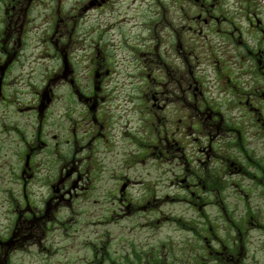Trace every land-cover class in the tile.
<instances>
[{"label": "rangeland", "instance_id": "1", "mask_svg": "<svg viewBox=\"0 0 264 264\" xmlns=\"http://www.w3.org/2000/svg\"><path fill=\"white\" fill-rule=\"evenodd\" d=\"M7 1L0 0V28L6 24L3 13L9 9ZM41 1L36 0V4ZM213 1L217 6L219 2L216 13L226 14L243 36L244 45L233 47L245 55L242 62L237 59L239 64L247 60L248 52L264 50V38L255 37L257 28L247 22L256 14L264 28V0ZM79 2L62 0L59 20L53 18V12L33 4L27 35L11 51L12 58H6L7 62L14 60L6 90L12 96L0 103V123L4 121L7 127L17 126L24 132L1 134L4 141H9L2 143L4 148L0 151V237L9 233L12 217L22 215L25 194L44 209L35 221L48 227L35 238L18 239L8 247L0 245V264H264L261 199L255 195L244 199L250 202V216L244 215L241 202L231 207L237 197L231 193L228 181L218 185L227 187L221 196L213 190L211 203L206 207H200L201 202L183 193L175 179L192 165L190 140L185 135L196 131L184 126L187 132L173 134L176 123L171 127L168 121L158 122V110L143 97L145 90L150 92L148 87L164 81L163 70L168 79L179 82L186 77V63L211 65V49L203 37L196 38L193 43L199 47L192 46V50L182 43L188 62L176 46L177 36L185 41L179 30L195 12L194 0H109L101 9L72 18V14L78 15L74 5ZM55 25L63 36L45 33ZM170 25L173 29L176 25L178 33L175 29V33L171 32ZM5 40L2 36V44ZM224 56L225 64L230 65L229 56ZM65 62L69 78L74 81L72 91L94 92L100 97L101 110L96 114L95 125L92 117L80 116L82 105L70 97L72 91L63 84L64 79L56 78L65 70ZM154 76L156 81L151 78ZM46 90L60 97L52 106L56 110L43 123L48 143L58 139L80 142L85 133H97L86 148L80 144L78 151L74 150L81 153L74 163L83 159L81 172L91 174L90 187L85 188L83 181V186L66 198L69 201L55 206L45 203L47 194H51L46 181L57 176L70 153L55 155L50 149L39 147L31 168L25 167L27 173H22L24 142L30 140L34 125H38L30 110L32 96ZM11 104L24 110L17 112L9 107ZM188 119L191 122L192 117ZM159 125L160 132L164 135V128L168 130L166 137L174 136V145L179 147L167 158L155 157L153 142ZM261 146L260 142L245 145L250 164L264 159ZM13 162L16 180L10 175ZM71 166L67 163L63 172ZM254 171L251 168L250 172ZM248 182L252 183V179ZM241 185L246 186L247 182ZM222 199L229 210L225 214L212 205L216 202L222 207ZM16 204L19 207L15 208ZM18 220L22 223V216ZM232 223L235 227L230 229ZM219 248L238 256L233 260L221 258L216 253Z\"/></svg>", "mask_w": 264, "mask_h": 264}, {"label": "flooded vegetation", "instance_id": "2", "mask_svg": "<svg viewBox=\"0 0 264 264\" xmlns=\"http://www.w3.org/2000/svg\"><path fill=\"white\" fill-rule=\"evenodd\" d=\"M61 1L42 0L39 4H36V0L7 1L6 6L9 9L5 8L3 13V21L6 24L3 28H0V103H5L6 97L12 96L6 90L9 84L8 74L14 60L7 62L6 58L9 60L12 58L11 51L20 45L21 37L27 35L29 22L33 20L32 13L29 14L30 10L34 9V6H39L48 13L53 12V18L59 20L61 19L59 10L63 8ZM197 1L194 0L195 12L191 17H187V23L181 24L179 30L183 33L181 38L185 41H180L179 36H177L176 46L185 62H188L187 53L183 51L184 45L182 43L185 44V48L191 46L192 50V46L199 47L198 43L193 42L203 37L208 43V48L211 49V65L198 66L197 63H186L188 68L186 77L179 82L168 79L165 74L167 72L163 70L162 79L164 81H158L153 88L148 87L150 92L145 90L143 97L144 100L152 103L154 110H158L155 115L158 122L168 121L171 127L176 123V131L173 134L178 131L187 132L184 126L196 131V133L190 134L191 137H195L193 139L189 135H185V139L190 140L189 161L192 165L189 164L187 168H184L182 173L175 179V182L182 188L183 193L188 197L196 198L197 202H201L200 207H206L211 203L210 196L213 194V190H216L221 196L225 193L227 187L221 188L218 185L228 181L231 193L233 192V196L237 197V201L230 204L231 207H235L241 202L243 203L244 215L249 213L252 216L249 208L250 202L249 200L244 201V199L255 195L261 199V203L264 205V159H257L250 164L248 161L250 152L246 150L245 145L248 142H260L262 144L261 148H264V50L257 49L254 53L248 52L247 60L239 64L237 59L241 61L242 58H245V55L240 52L241 49L236 51L233 47L239 48L238 45H244L240 30L234 24H230V19L226 14L221 13L222 15H219L216 13L219 6L218 1V6L213 0ZM47 2L48 5L45 6ZM108 2L109 0H84L83 2L80 0L78 5H74L75 14L78 13V15L72 14V18L81 14L86 16L93 10L101 9ZM33 4L35 5L33 6ZM247 22L250 27L257 28L258 31L255 32V37L264 38V28L256 14L247 18ZM173 27L178 33L177 26L173 25ZM170 29L171 32L175 33L171 25ZM45 33H51L53 36H63V31L57 25ZM2 36L6 38L3 44L1 42ZM189 52L192 53V51ZM226 54L229 56L230 65L225 64L224 55ZM207 68L210 70L208 71ZM69 73L68 66H66V69L56 75V78L64 79L62 81L66 83L63 84H69V88L72 90L73 80L69 78ZM151 78L156 81L155 76ZM142 80L144 83L146 77L144 76ZM258 84L262 86L259 87ZM70 97L76 98V101L82 105L80 116L92 117L91 122L95 125V122H97L96 114L101 110L99 95L94 92L85 94L77 90L72 92ZM58 99L60 97L54 92H50V90L32 96L30 110L34 121L38 125H34L30 140L24 142L22 153L24 161L23 174L31 168L33 155L39 147L42 150L50 149L55 155L61 152H65L64 154L70 153L68 162L64 158L65 163L58 171L57 176L52 181H46L49 183L47 187L51 192V194H47L45 201L48 206L50 204L55 206L69 201L66 198L72 197L83 186V181H85V188L90 187L91 174L81 172L83 159L78 161L77 164L74 163V159L81 156V153H74V150L78 151L80 144L86 148L97 134L94 132L90 136V134L85 133L80 142H71L70 139H58L53 143H48L49 140L43 131V123L49 119L50 112L56 110L52 106ZM179 99L180 102L174 101ZM9 107L16 108L17 112L24 110L23 107L13 106L12 104ZM189 116L192 117L191 122L188 119ZM177 118H179V122L176 121ZM161 127L162 125H159L157 138L153 142L156 149L155 157L167 158L169 154H174V150L179 149V147L174 145L177 143L174 136L172 138L166 137L168 130L166 131L164 128V135L160 132ZM6 131L10 134H13V132L23 133L24 129L17 126L7 127L5 122L1 121L0 151L4 148L2 143L6 144L9 141H4L1 138V134ZM16 133H14L15 136ZM64 147L66 151L62 150ZM251 155L255 156L254 153H251ZM67 163H72V166L63 172ZM251 168L255 171L250 172ZM15 170L16 167L13 162L10 168V175L13 176V180L17 179ZM31 175L32 173H30ZM235 177H237V180L234 179ZM250 179H252V183L248 182ZM243 181L247 182L246 186L241 185ZM123 187L125 189V184ZM25 189L26 186H23V191ZM25 195V209H21L22 215L20 214L17 218L12 217V222L8 226L11 229L6 239L0 237V245L8 247L17 243L18 239L25 241L39 236V233H45L44 229L48 225L35 221V219H38L37 217L41 216L40 213H43L44 209L41 205L35 204V200L30 195ZM222 201V207L216 202L212 205L220 208L225 214L229 210L226 208V200L222 199ZM16 207L19 206L16 204ZM16 210L13 209L14 212ZM21 216L22 223H19L18 219ZM250 225L256 226L254 223H250ZM233 227H235V223L231 224L230 229H233ZM216 253L221 258L232 260L238 256L234 252H222L221 248L217 249ZM126 259L129 260L127 257Z\"/></svg>", "mask_w": 264, "mask_h": 264}]
</instances>
